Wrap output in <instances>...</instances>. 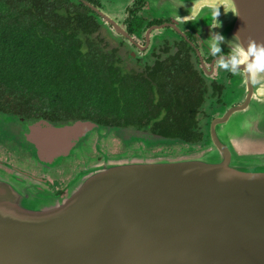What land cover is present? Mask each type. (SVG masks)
<instances>
[{
    "label": "water",
    "instance_id": "water-1",
    "mask_svg": "<svg viewBox=\"0 0 264 264\" xmlns=\"http://www.w3.org/2000/svg\"><path fill=\"white\" fill-rule=\"evenodd\" d=\"M115 34L142 49L114 18L88 1ZM237 16L220 7L196 21L194 0H148L157 17L185 37L195 32L209 48L216 32L222 51L240 43L239 30L264 41V0H233ZM186 38V37H185ZM205 73L201 51L195 48ZM130 57L135 51L130 50ZM226 56V55H225ZM247 123V127L245 124ZM98 124L88 119L28 126L42 162L60 161ZM0 264H264V90L233 74L225 105L212 117L201 148L181 156L103 157L78 171L64 196L38 198L0 176Z\"/></svg>",
    "mask_w": 264,
    "mask_h": 264
},
{
    "label": "trees",
    "instance_id": "trees-1",
    "mask_svg": "<svg viewBox=\"0 0 264 264\" xmlns=\"http://www.w3.org/2000/svg\"><path fill=\"white\" fill-rule=\"evenodd\" d=\"M136 11L127 8L137 23L129 34L142 26ZM103 28L77 0H0V113L53 124L88 119L204 144L201 119L221 108L224 85L205 75L190 42L156 37L140 64Z\"/></svg>",
    "mask_w": 264,
    "mask_h": 264
},
{
    "label": "flooded vegetation",
    "instance_id": "flooded-vegetation-1",
    "mask_svg": "<svg viewBox=\"0 0 264 264\" xmlns=\"http://www.w3.org/2000/svg\"><path fill=\"white\" fill-rule=\"evenodd\" d=\"M77 1L83 3L82 0H77ZM85 1H88L89 3L93 4V2H90L89 0H85ZM94 1L95 4L93 5L102 10L103 7L100 1L99 0H94ZM133 1L134 2L132 6L137 9L136 11L137 18H139L142 23V26L139 27V30L136 31L135 34H130L133 37L135 43L141 46L145 45L146 29L153 25H163L162 28L160 29L151 30L148 40V45L146 48L140 49L136 47L135 44H132L127 40L131 45L130 50L135 51L134 60H137L138 63L142 64L143 61H145V59L147 58L146 54L151 51L152 43L154 41L156 42V37H160L161 39L163 38L171 39V37L177 35L182 36V35L174 28L167 25V24H175V25L177 24V22L174 21L172 17L163 16V15L162 17H157L155 14L151 12V10L149 9L148 0H133ZM126 15L127 13H125L124 18H122L121 21H119L117 18L113 16L112 18H114L126 30L129 27L134 29L135 26H137V23L132 24V22H128ZM160 30H166V34L164 35L155 34L156 33L155 31H160ZM182 32L184 33L186 38L184 36L182 37L188 40L190 44L194 47V49L198 48L201 51L204 63L205 65L207 64L206 70H209L210 62L213 59L216 60L217 58L213 57L208 49H206L204 46L199 44L197 40L198 35L195 32H192L188 29H184ZM202 50H205L204 52L206 53H204ZM228 53H229L228 51H223L222 54L227 56ZM199 64H200V60H199ZM215 65L216 63L214 61L213 69ZM222 73L223 74L225 73L226 77L229 78V83L227 85H224L223 88L224 99H225V93L231 84V78L233 73L227 71L225 72L224 70H222ZM224 105H225V100L219 111L222 109ZM34 121L35 120H26L24 117L12 118L7 114L0 113V176L11 181L13 184L18 186L22 190L34 196H37L38 198L41 199L49 198L56 195L64 196L67 194L70 188V184L73 181L76 173L80 171L85 164H83L80 168L74 170V163L70 160H67L68 157L71 155V153L63 157L60 161H55L53 163L42 162L41 159L37 156L36 151L32 145V142L28 137V126ZM4 124L8 125V127L6 126L5 129L2 127L4 126ZM18 124L21 125V127L18 128ZM55 125H61V124H55ZM97 127H99V125ZM97 127L89 131L80 140L85 138L84 140L88 141L87 139H89V137L93 134V132L97 129ZM79 142L80 141H78L77 143ZM10 151L13 152L17 151L18 153L13 155L14 153L13 152L11 153ZM7 155L14 156L12 157V159L14 160L16 158L19 159L18 161L13 162V160L7 159Z\"/></svg>",
    "mask_w": 264,
    "mask_h": 264
},
{
    "label": "rangeland",
    "instance_id": "rangeland-1",
    "mask_svg": "<svg viewBox=\"0 0 264 264\" xmlns=\"http://www.w3.org/2000/svg\"><path fill=\"white\" fill-rule=\"evenodd\" d=\"M102 4V10L110 15L111 17L117 18L121 21L124 18L126 9L128 6L133 7V0H99ZM103 34H113L114 36L120 37L124 43L127 45L128 50L131 49L130 43L123 37L114 33L111 27L103 22ZM155 34L164 35L166 30L155 31ZM193 32V31H192ZM197 40L200 45L207 47L203 44L201 38L198 36ZM203 52L205 50H202ZM206 53V52H204ZM207 65V64H206ZM208 68V66H207ZM221 72V73H220ZM226 72V71H225ZM210 80H215L217 83L227 85L229 83V78L226 77L225 73L215 65L213 71L205 74ZM219 112L212 111L209 112L210 116L206 119H201L203 127L205 126V121L208 124L212 117ZM8 127L7 124L2 126L4 129ZM12 126V125H10ZM1 127V128H2ZM21 125L18 124V128ZM85 139V138H84ZM84 139L79 140L80 142L74 146L71 155L67 160L74 163V170L80 168L83 164L86 165L94 164L100 161L103 157L107 158H117L126 156H141V157H152V156H181L188 154L190 152H195L201 148V146H182L175 144L172 139L163 138L157 136L147 130H139L133 128H109L99 126L93 132V134L85 141ZM98 140V141H97ZM33 145V144H32ZM34 147V146H33ZM11 153L13 151H10ZM17 154L18 152H13ZM14 156L7 155V159L13 160V162L18 161L19 158L15 160L12 159ZM83 167V168H84ZM82 168V169H83ZM62 169V168H61ZM81 169V170H82Z\"/></svg>",
    "mask_w": 264,
    "mask_h": 264
},
{
    "label": "clouds",
    "instance_id": "clouds-1",
    "mask_svg": "<svg viewBox=\"0 0 264 264\" xmlns=\"http://www.w3.org/2000/svg\"><path fill=\"white\" fill-rule=\"evenodd\" d=\"M223 6L224 13L231 12L233 16H237V9L233 0H194L190 8V14L184 17L178 16L177 19L183 23L196 21L200 12L204 8L211 10L213 24L211 28L221 27V22L218 20L220 16V7ZM232 39L239 40L240 43L232 47L227 56L223 55L221 44L225 42V37L216 32L209 40L210 54L216 57V65L233 74L245 73L248 76V81L251 85H260L264 90V41H258L249 36L246 42L242 41L239 35V30L233 34ZM247 127V123L245 124Z\"/></svg>",
    "mask_w": 264,
    "mask_h": 264
}]
</instances>
